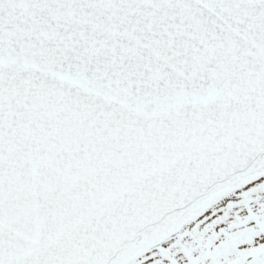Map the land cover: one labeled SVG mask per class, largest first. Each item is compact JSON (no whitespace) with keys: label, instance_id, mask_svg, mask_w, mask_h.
<instances>
[{"label":"snow or ice","instance_id":"6c2138e0","mask_svg":"<svg viewBox=\"0 0 264 264\" xmlns=\"http://www.w3.org/2000/svg\"><path fill=\"white\" fill-rule=\"evenodd\" d=\"M0 264H264V0H0Z\"/></svg>","mask_w":264,"mask_h":264}]
</instances>
